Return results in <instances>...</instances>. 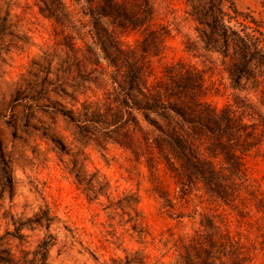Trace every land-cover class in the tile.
Segmentation results:
<instances>
[{"label": "rangeland", "instance_id": "374dc122", "mask_svg": "<svg viewBox=\"0 0 264 264\" xmlns=\"http://www.w3.org/2000/svg\"><path fill=\"white\" fill-rule=\"evenodd\" d=\"M151 2L149 24L163 43L148 59L150 83L166 66L185 63L202 72L210 107L232 108L256 126L261 142L245 157L247 179L238 199L226 203L201 184L182 191L161 165L173 203L164 207L144 159L119 143L132 129L124 123V68L105 58L94 22L138 53L140 32L90 15L85 0H61V8L0 0V264H41L33 259L48 235L54 240L43 264H112L126 255L147 264H182L180 241L202 231L204 217L226 224L248 252L246 264H264V63L252 60L249 75L234 79L239 57L232 47L229 57L219 51V35L205 24L211 17L200 21L194 12L197 1ZM233 2L264 32V0ZM54 9L57 15L50 14Z\"/></svg>", "mask_w": 264, "mask_h": 264}, {"label": "trees", "instance_id": "16d2710c", "mask_svg": "<svg viewBox=\"0 0 264 264\" xmlns=\"http://www.w3.org/2000/svg\"><path fill=\"white\" fill-rule=\"evenodd\" d=\"M41 1L46 6L57 2L58 8L62 7L61 0ZM85 1L90 15L119 20V27L124 31L142 35L138 53L124 48L120 39L118 42L99 22H94V36L105 58L114 65L119 62V69L124 68L123 88L128 106L124 123L132 125V129L125 131L119 143L136 160L144 159L153 193L163 200L164 207H173L159 176L163 165V170L182 185V191L201 184L226 203L237 200L247 179L245 157L261 142L256 126L244 122V116L232 108L210 107L203 100L202 72L185 63L166 66L162 77L150 83L148 59L161 52L163 43L160 33L149 24L154 15L151 0ZM195 1L198 4L193 9L200 21L207 16L212 19L210 24H205L219 35L220 40H214L219 41V51L229 57L232 47L234 55L239 57L240 63H233L234 79L249 75L246 64L252 60L264 63V32L258 22L240 12L233 0ZM49 11L57 15L58 9ZM202 33L209 37L206 30ZM134 112L141 119L133 116ZM122 120L123 115L119 113V123ZM76 177L77 184L82 186L83 182ZM91 194L87 193L89 200L94 198ZM200 225L202 231H196L188 241H180L178 254L182 264H246L249 261L248 252L234 240L223 221L216 224L204 217ZM53 240L48 235L39 244L33 260L43 264ZM111 261L112 264H147L138 255ZM26 263L29 262L24 260L22 264ZM4 264L15 263L5 260Z\"/></svg>", "mask_w": 264, "mask_h": 264}]
</instances>
